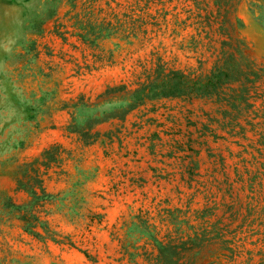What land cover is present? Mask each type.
<instances>
[{
    "label": "rangeland",
    "instance_id": "1",
    "mask_svg": "<svg viewBox=\"0 0 264 264\" xmlns=\"http://www.w3.org/2000/svg\"><path fill=\"white\" fill-rule=\"evenodd\" d=\"M215 12L0 0V264H264V0ZM225 56L219 97L148 92Z\"/></svg>",
    "mask_w": 264,
    "mask_h": 264
},
{
    "label": "trees",
    "instance_id": "2",
    "mask_svg": "<svg viewBox=\"0 0 264 264\" xmlns=\"http://www.w3.org/2000/svg\"><path fill=\"white\" fill-rule=\"evenodd\" d=\"M239 0H213L216 16L230 12L234 15L236 4ZM230 7V11H229ZM222 45L225 40L221 41ZM231 55V54H230ZM227 56L221 65L214 64L210 72L204 76H191L180 70H171L162 75H156V79L150 81L148 92L165 96H216L219 97L222 87L231 81H238L242 78L245 70L241 67L240 62H228ZM248 66V65H246ZM254 73V72H253ZM190 240H186L187 243ZM180 247H185L182 243ZM166 245H161L159 257L166 256Z\"/></svg>",
    "mask_w": 264,
    "mask_h": 264
}]
</instances>
